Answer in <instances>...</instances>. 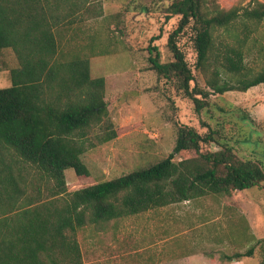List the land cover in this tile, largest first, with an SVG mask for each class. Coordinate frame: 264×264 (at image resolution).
Segmentation results:
<instances>
[{"label":"trees","instance_id":"16d2710c","mask_svg":"<svg viewBox=\"0 0 264 264\" xmlns=\"http://www.w3.org/2000/svg\"><path fill=\"white\" fill-rule=\"evenodd\" d=\"M87 4L89 0H0V50L10 48L17 60L7 70L10 85L0 87V264H83L76 231L86 222L99 224L209 194L230 195L264 181L262 164L237 157L222 124H206L203 133L176 124L165 157L68 190L65 169L88 176L81 155L89 147V132L102 128L100 142L116 137L104 100V77H91L88 56L71 51L72 46L64 49L62 40L64 18ZM174 15L178 21L166 39L171 58L163 60L151 44L157 35L145 50L150 69L191 99L197 114L208 105L209 93L246 91L264 83V65L248 67L242 50L264 19V0L227 8L216 0H170L165 20ZM186 30L193 66L207 90L194 84L178 45ZM69 39L74 41L72 33ZM86 45L95 49L92 40ZM102 53L107 51L97 54ZM211 143L215 150L202 149ZM189 151L195 155L175 160Z\"/></svg>","mask_w":264,"mask_h":264},{"label":"rangeland","instance_id":"374dc122","mask_svg":"<svg viewBox=\"0 0 264 264\" xmlns=\"http://www.w3.org/2000/svg\"><path fill=\"white\" fill-rule=\"evenodd\" d=\"M168 1L89 0L64 18V49L72 46L71 51L88 56L91 77H104L108 119L116 131L115 138L104 142L97 136L102 128L89 132V147L81 155L88 176L65 169L68 190L165 157L172 149L176 124L193 126L200 133L208 130L207 125L222 124L236 156L257 160L264 168V83L246 91L209 93L208 105L197 114L191 99L150 69L145 50L150 38L159 36L151 44L163 60L171 58L166 39L178 16L165 20ZM216 1L227 8L246 6L250 0ZM187 32L178 38V45L190 64L194 84L207 90L203 75L193 66L195 54ZM90 40L95 44L92 51L86 45ZM104 49L107 53L97 54ZM242 50L248 67L264 65V19L254 26ZM10 52V48L0 50V69L6 70ZM2 70L0 87H6L9 75ZM216 148L213 143L202 145L203 150ZM194 155V151L182 152L175 160ZM76 238L83 264H176L177 260H169L178 255H188L179 259L185 264H264V181L230 195L209 194L99 224L86 222L77 229ZM250 247V256L234 257Z\"/></svg>","mask_w":264,"mask_h":264},{"label":"crops","instance_id":"0c3cea01","mask_svg":"<svg viewBox=\"0 0 264 264\" xmlns=\"http://www.w3.org/2000/svg\"><path fill=\"white\" fill-rule=\"evenodd\" d=\"M7 60H8V64H5V66H4V69L6 68V70H2V69H0V71L2 70V71H7L9 68H14V67H16L17 66V60H16V57H15V55L13 54V52H10V55L8 56V58H7ZM9 77V76H8ZM8 77H7V80H8ZM10 80V79H9ZM150 210V209H149ZM188 257V255L187 256H185V255H183V256H180V255H178L177 257H175V258H172V259H170L169 260V263L171 262V261H173V260H177L176 262V264H185V263H183L182 262V260L179 262V259H183V258H187ZM190 263H191V261L190 260H188ZM188 262V263H189ZM175 264V263H174Z\"/></svg>","mask_w":264,"mask_h":264}]
</instances>
